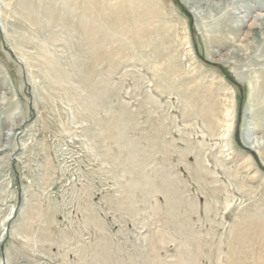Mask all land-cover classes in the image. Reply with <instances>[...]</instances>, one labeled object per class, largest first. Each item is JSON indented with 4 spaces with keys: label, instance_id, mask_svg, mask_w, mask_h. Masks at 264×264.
I'll return each instance as SVG.
<instances>
[{
    "label": "rangeland",
    "instance_id": "1",
    "mask_svg": "<svg viewBox=\"0 0 264 264\" xmlns=\"http://www.w3.org/2000/svg\"><path fill=\"white\" fill-rule=\"evenodd\" d=\"M213 1L0 0V264H264V0Z\"/></svg>",
    "mask_w": 264,
    "mask_h": 264
},
{
    "label": "bare ground",
    "instance_id": "2",
    "mask_svg": "<svg viewBox=\"0 0 264 264\" xmlns=\"http://www.w3.org/2000/svg\"><path fill=\"white\" fill-rule=\"evenodd\" d=\"M187 1V0H186ZM208 1L211 3H214L215 1H213V0H199V2H198V4L196 5V10L197 11H199L200 13H202V11H203V4H207L208 3ZM222 1H230V0H222ZM205 6V5H204ZM246 13V14H245ZM244 14V16L243 17H245V20H243V23L244 22H246V20H247V18L248 17H250V15H252V12L251 11H246ZM199 15V14H198ZM260 18V20L262 21V22H264V17H259ZM242 22V21H241ZM245 139L248 141V144H252V147H254V148H256L261 154H262V152H264L263 150H264V143L262 142V141H258L257 143H255V142H252V143H250V136H248V139H247V136H245ZM254 144V145H253ZM264 154V153H263Z\"/></svg>",
    "mask_w": 264,
    "mask_h": 264
}]
</instances>
